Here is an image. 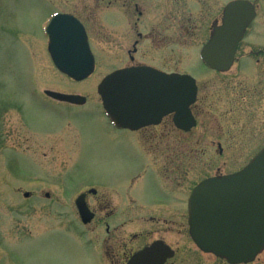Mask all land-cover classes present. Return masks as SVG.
Masks as SVG:
<instances>
[{
	"label": "rangeland",
	"instance_id": "rangeland-1",
	"mask_svg": "<svg viewBox=\"0 0 264 264\" xmlns=\"http://www.w3.org/2000/svg\"><path fill=\"white\" fill-rule=\"evenodd\" d=\"M141 1L144 19L139 22L140 30L152 26L167 36L179 33L178 40L162 43L168 51L164 66L178 67L199 86L204 112L200 126L188 133L162 126L132 135L109 124L95 88L113 68L114 52L103 48L115 41L106 40L111 38L113 25L99 17L103 8L96 5L100 6V0H0V244H22L24 261L79 264L67 247L92 244L100 228L95 222L86 227L79 224L73 197L81 188L101 185L121 200L127 199L129 176L147 162L141 152L164 179L172 178L170 169L175 166L181 177L183 168L181 186L186 196L201 178L238 170L264 144V97L255 93L264 75L261 68L222 74L204 69L197 61V49L205 40L200 29L204 24L199 27L193 20V2L179 4L180 12L186 9L181 19L171 0L165 4L162 0ZM54 11L71 12L87 21L97 59L93 74L80 82L57 71L47 53L44 29ZM129 16L133 21V9ZM234 89L244 95L242 103ZM44 90L77 93L87 102L79 107L49 102ZM155 182L154 171H148L143 189L149 196L142 197L144 201L160 196L162 191ZM24 191L31 195L24 197ZM44 193L50 196L46 198ZM96 197L91 199L94 203ZM142 225L138 219L134 230ZM168 240L180 238L170 234ZM189 256L186 264L210 263L206 255L191 252Z\"/></svg>",
	"mask_w": 264,
	"mask_h": 264
},
{
	"label": "flooded vegetation",
	"instance_id": "flooded-vegetation-1",
	"mask_svg": "<svg viewBox=\"0 0 264 264\" xmlns=\"http://www.w3.org/2000/svg\"><path fill=\"white\" fill-rule=\"evenodd\" d=\"M167 1L162 0L160 2L165 4ZM171 1L173 4H176V12L181 17L184 14L185 8L180 12L179 4L182 6L186 4L187 0ZM231 1L234 0H189L190 3L193 2L195 5L196 13L193 20L200 25L199 27H201V24H204L200 29L204 31L205 40L197 49V61L204 69L219 74L227 73L232 69H236L237 71L239 69L253 71L256 68H261L262 73H264V0H243L245 1L244 6L247 9L238 10L237 13L246 14L249 12L252 14V18L248 22L241 39L235 47L234 59L227 71L222 72L217 69H212L200 58L202 47L211 37L213 29L221 25L225 7ZM143 3L144 1L141 0H107L105 3L104 0H100V6L96 5V8H103L99 13V17L103 18V22L108 19V22L111 23L110 25H113V33L110 35L111 38L107 37L106 40L110 39L112 41L113 38L115 44L111 43L110 48H103V51L107 53L113 51L115 62H112L113 68L105 74L120 69L141 67H148L163 74H185L178 67L168 69L163 64L168 56L167 49L164 50L163 48V41L178 40L179 33H177L176 37H172L167 36L168 34L158 32L152 26H149L146 31L139 29V22L144 19ZM131 9H133L134 14L133 21L130 20L129 16ZM54 13L68 14L83 25L90 50L94 57V66L96 67L97 57L90 43L91 33H89L86 25L87 21L71 12L54 11ZM183 18L181 17V19ZM156 53H160L163 60L160 61ZM154 56H156L155 59ZM246 61H249L248 64L245 63ZM260 83L258 86L260 90L255 93L259 97L260 94L264 97V75L261 77ZM199 90L196 81V99L190 107L195 121V126L192 129L198 125L200 126L199 117L204 112L202 109L204 101L199 96ZM237 90L234 89V94L237 95L238 102L242 103L244 101V95L241 90L235 92ZM243 91L247 93V91ZM32 94L34 95V92ZM69 94L77 93L69 92ZM50 100L58 104L71 105L73 107L85 105L87 102L86 97H84L82 104L59 102L48 97L49 102ZM98 100L100 104V99L98 98ZM18 108L23 109L21 105ZM103 114L106 117L104 112ZM174 115L175 111H172L160 117L157 124L141 126L135 130L117 128L107 119L115 130L130 132L132 135H135V133L145 134L150 128H161L162 126L169 127L167 131L173 130L180 134L188 133L192 130L185 132L176 126L173 122ZM37 130L39 131V129ZM217 146L219 151H221L220 144H217ZM263 148L264 144L256 152H259ZM140 150L138 147L137 151ZM141 153L143 159H146L147 162L144 164L145 168L141 169V167H138L129 176L127 183H129L128 189H130L129 192L131 195L129 194L127 199L121 200V197L112 189L102 187L101 185H92L87 189L81 188L73 197L71 204L74 206V212L79 224L86 227L92 222H95L96 227L98 226L100 228L92 244H72L71 247H67V251L75 255L76 262L78 261L79 264H186L190 258L189 254L195 252L199 256L206 255L210 258V263L206 264H264V261L261 262V255L264 253V248L250 260L233 262L226 257L217 255L213 251H205L190 239L188 234V197L196 185L209 179L213 175L198 180L192 185L189 193L184 196V188L181 186L184 179L182 178L184 175L183 168L181 177L179 176V167L175 166L170 169L173 174L172 178L164 179L160 172L152 164L150 165L146 154L144 152ZM151 170L155 173V185L162 192L160 196L150 197L147 199L148 201H144L142 197L149 196V193L143 189L144 186H147L144 183L145 174L148 171L151 172ZM217 174L215 173L214 175ZM22 195L29 197L31 193L24 191ZM44 196L48 198L50 195L49 193H44ZM79 196L82 197L85 206L88 208V212L92 214V219L88 223H83L79 216L76 207V199ZM95 196H97V199H95L96 203H94V200H91ZM164 212H167L166 216H164ZM138 219L143 222V228L134 230L135 222ZM170 234H173L174 238H180V240L170 242L168 240ZM210 245L216 246L217 244ZM24 249L25 247L22 244H0V264H40L37 259L24 261L21 258ZM53 264L57 263L53 262ZM190 264H195V262L192 261Z\"/></svg>",
	"mask_w": 264,
	"mask_h": 264
},
{
	"label": "water",
	"instance_id": "water-1",
	"mask_svg": "<svg viewBox=\"0 0 264 264\" xmlns=\"http://www.w3.org/2000/svg\"><path fill=\"white\" fill-rule=\"evenodd\" d=\"M244 4L238 0L226 6L222 25L214 29L203 47L201 58L209 67L229 69L235 46L252 16L237 13L247 9ZM45 32L48 52L61 73L81 81L93 71V57L77 20L65 14L53 15ZM157 89L169 90L164 109ZM97 93L105 113L118 127L157 124L170 111L176 112L173 121L178 127L188 131L194 126L189 107L195 101L196 87L189 75L167 76L147 67L118 70L102 79ZM45 94L75 104L84 100L50 90ZM78 208L83 221H88L91 215L85 212L86 207L80 204ZM188 213L189 235L199 247L233 262L252 259L264 247V149L240 171L197 185L188 200Z\"/></svg>",
	"mask_w": 264,
	"mask_h": 264
}]
</instances>
